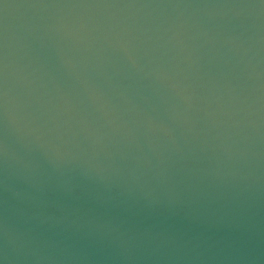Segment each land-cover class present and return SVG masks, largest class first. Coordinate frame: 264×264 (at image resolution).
Returning <instances> with one entry per match:
<instances>
[{
    "label": "water",
    "instance_id": "obj_1",
    "mask_svg": "<svg viewBox=\"0 0 264 264\" xmlns=\"http://www.w3.org/2000/svg\"><path fill=\"white\" fill-rule=\"evenodd\" d=\"M0 264H264V0H0Z\"/></svg>",
    "mask_w": 264,
    "mask_h": 264
}]
</instances>
